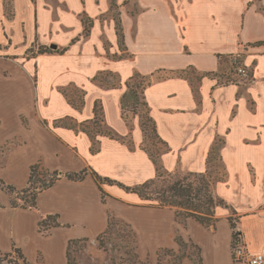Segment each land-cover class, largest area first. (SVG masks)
<instances>
[{
	"label": "crops",
	"instance_id": "obj_1",
	"mask_svg": "<svg viewBox=\"0 0 264 264\" xmlns=\"http://www.w3.org/2000/svg\"><path fill=\"white\" fill-rule=\"evenodd\" d=\"M58 11L64 12V20L86 14L93 20L90 32L84 35V27L76 30L59 23ZM63 28L69 33L59 40ZM260 41L264 0H0V147L8 145L0 154V177L23 187L29 167L41 162L60 172L87 168L128 187L154 178L156 167L140 146L143 137L136 118L128 125L122 117V100L125 105L126 99L135 101L126 85L131 79L178 72L152 80L141 96L166 148L158 161L169 172H203L217 146L226 176L212 190L241 215L247 247L251 254L259 253L260 248L252 251L243 221L259 213L264 201L258 208L241 209L228 191L237 171L240 189L257 194L264 172V44H256ZM52 44L58 45L65 64L41 68L40 60L48 52L38 48ZM119 44L126 56L115 58L121 53ZM233 58L247 68L249 79L219 84L220 76L210 75L229 74ZM188 71L199 76L192 80ZM100 72L115 76L117 85H98L93 78ZM72 83L84 90L78 119L56 91ZM95 102L101 105L102 127L121 139L128 136V142L97 133L98 150L91 152L90 134L74 124L93 119ZM69 116L74 117V127L56 124L59 117ZM138 198L142 200L116 184L98 186L90 174L80 181L60 178L38 193L35 208L12 206L2 195L0 251L18 248L31 264H67L68 243L104 232L113 215L129 224L140 253L175 248L177 232L200 247L203 264H231L232 229L224 207L216 208L215 228H208L193 218L180 224L169 207L137 206ZM54 214L60 225L42 234L40 220ZM220 224L229 229L226 238ZM181 264L192 262L186 258Z\"/></svg>",
	"mask_w": 264,
	"mask_h": 264
},
{
	"label": "rangeland",
	"instance_id": "obj_2",
	"mask_svg": "<svg viewBox=\"0 0 264 264\" xmlns=\"http://www.w3.org/2000/svg\"><path fill=\"white\" fill-rule=\"evenodd\" d=\"M112 15L115 19H117V12H113ZM57 20L59 23H67V26L72 27L73 29L77 28H83L84 26L88 25L89 23L93 21L91 18L87 17L86 14L80 13L79 16L74 17L72 20H64V12L61 13L58 11V17ZM61 35L58 36L59 40H62L64 36H66L69 31L63 28V31H61ZM81 33V32H80ZM80 36V35H79ZM81 38V36H80ZM120 51L118 55H114L115 58L118 57H125L126 52H124V46L122 44H119ZM82 47V46H81ZM38 46L31 47L29 50V54L33 53V51H36ZM39 47L38 49H40ZM51 49L53 55H48L51 52L46 50V53L48 54L45 56L46 58L40 60V66L41 68L47 67L48 65H53L56 68L63 67L65 64L64 56H62L61 53H59L60 49L58 48V45L52 44L48 47ZM83 48L80 50V53H82ZM54 51V52H53ZM242 64L238 62L237 58H233V67H231V70L229 71V74L222 75L219 73L212 74L210 76H220L218 78L219 84H228L235 81H240L241 79H249L250 73L248 74L247 78L240 77L236 73V68L238 66H241ZM244 66V65H242ZM245 67V66H244ZM37 71V69H34ZM157 77L160 76H168L169 72H160L155 74ZM187 76H189L192 80H195L196 76H199L197 73L194 74L193 71H188ZM94 81L104 87H110L117 85V79L115 76H112L110 73H104L100 72L95 75L93 78ZM139 83H142L140 79H137ZM141 87V86H140ZM140 87L138 88V91L140 90ZM126 89V88H125ZM128 90V89H127ZM56 91L61 94L65 99L66 103L73 107L76 112H74L76 115V119L79 117L81 118L80 114L82 112V103L84 101V90L74 83L69 84L67 86H60L57 87ZM130 91V90H128ZM57 96H59L57 94ZM138 99V108L136 115L132 112V104L133 102L129 99H126V106H127V112L126 113V122L128 125L132 121V118H136V124L137 128L141 130L143 141L140 145L143 147L152 157L157 159L158 161V155L160 152L165 150L164 144L161 143V141L157 138L153 131V123L151 122L146 107L143 104V100L141 99V94L138 93L137 96ZM97 110L100 114L101 112V105L99 102H97ZM93 116V115H92ZM74 118V117H73ZM72 117H59L56 119V124L69 126V127H75L77 129H84L86 130L90 136L95 137L97 134V129L99 128L98 125L94 123V120L91 119L90 121H84L79 122L77 124H74ZM42 122V120H41ZM53 122V121H52ZM51 122V123H52ZM50 123V124H51ZM74 124V125H73ZM79 125V126H78ZM105 130L106 128L102 127V124L100 126V129ZM125 142H128V136L123 137ZM93 147H96L95 144H92ZM8 148V145H4L0 147V154L4 152ZM215 158L212 161V168H211V175L215 177H219L223 172V165L222 162L218 160L216 155L213 157ZM187 171H182L180 169H175L173 171H166L164 170V173H170L173 177H175V173H185ZM30 173V167L28 176ZM20 174L18 177H20ZM6 176L11 177L14 176L12 173H7ZM48 176H42L41 180L47 179ZM0 179H2L0 177ZM234 187L233 189H230L228 192L229 196L231 197V200L238 204V207L241 209H255L264 201V172L260 173V190L255 195H249V190H241L240 187L243 185L241 183L240 175L234 173L232 175ZM6 184H10L13 187H15L17 190H21L28 185L27 183L23 187H18L13 185L10 182L5 181L2 179ZM216 181H214L215 183ZM213 183V184H214ZM212 184V185H213ZM244 188V187H243ZM213 192V190H212ZM257 192V191H256ZM215 195V193L213 192ZM5 196L8 199V204H11L12 202L22 204L24 203V200L26 197V194H19L17 191H12L7 189L6 187H3L0 184V197ZM104 196V194H103ZM25 197V198H22ZM28 199V197H27ZM138 204L137 206H148V207H154L151 206L153 203H156L154 200H140L137 199ZM233 206L234 204L229 201ZM159 208V207H158ZM170 208V207H169ZM175 210V208H172ZM227 211L229 214L230 211L228 209L223 208ZM259 213L255 214H249L244 217L243 221V228L247 232L249 241H251V249L252 251H257L258 248H260V253L264 254V208L260 206V209L258 210ZM257 211V212H258ZM176 219V218H175ZM177 221L180 224H184L185 219L183 217H180L177 219ZM236 236L234 239L231 238L230 241V262L231 264H241L240 261H237L235 259V252L234 248L239 247L240 245L246 246V249L248 253H250L247 244L244 240V235L242 232V228L240 225V222L236 224ZM209 228V227H208ZM213 228V227H210ZM42 229H45L42 227ZM223 236H225L229 231V229L225 226V224H220V230H219ZM180 236L179 233H175V239L177 236ZM182 237V236H181ZM224 239V237H223ZM183 241V242H182ZM182 241L179 242L180 244L176 243L175 248H163L159 249L154 253L150 252H138V246L136 242V236L133 232V230L130 228L129 224L127 222H124L123 220L116 218L113 215H109V224L106 228V230L94 237L91 238H83V239H77L70 241L72 243H68L67 249H66V262L67 264H174L180 258L181 256L185 255L184 259L188 258L191 260L192 264H203V257L201 253L200 247L192 242L189 239L183 238ZM223 242L226 245V241L223 240ZM223 243V244H224ZM169 249H172L169 250ZM251 254V253H250ZM183 259V260H184ZM182 260V261H183ZM182 263V262H181ZM180 263V264H181ZM0 264H24L23 263V257L20 252L10 251V252H1L0 251ZM27 264H31L30 261L27 262Z\"/></svg>",
	"mask_w": 264,
	"mask_h": 264
},
{
	"label": "trees",
	"instance_id": "obj_3",
	"mask_svg": "<svg viewBox=\"0 0 264 264\" xmlns=\"http://www.w3.org/2000/svg\"><path fill=\"white\" fill-rule=\"evenodd\" d=\"M5 6L7 8L6 4ZM90 28H91L90 23L84 26L83 34L87 35L90 32ZM119 35L121 36V33H119ZM256 44H264V41H260ZM46 50L51 51V49L49 48L42 47L39 49V52H44ZM160 72L161 71H158L157 73ZM157 73H154L149 77L141 78L140 80L142 81V83H139V81H137V78H133L126 83L127 87L132 91L135 97V101L131 106L132 112L134 113L137 112L138 103H139L137 99L138 93H140L142 96L143 89L147 85H149L150 82H152V80L180 75V73L178 72L170 71L168 76L157 77L155 75ZM139 87L140 90L138 91ZM143 104L146 107V109H148L147 104L144 101ZM121 108H122V117L125 119L126 118L125 112L129 110H127V106L125 105V102L123 100H122ZM93 114H94L93 117L94 123L99 126V128L97 129V133L99 135L124 142V139H121L120 137L116 136L112 131L108 129L105 130H102V128L100 129L102 122V109L99 114L97 110V102L94 103ZM151 122L153 123L152 120ZM83 131L87 132L86 130ZM153 131L156 135L155 126H153ZM90 137L92 138V144H95L96 139L93 136ZM142 149L144 148L142 147ZM97 150H98L97 147H93V146L91 147L92 153L96 152ZM215 155L220 161V158L218 156L217 146L212 148L206 159L205 171L175 173V177H173L170 173L167 174L164 173V169L160 165L159 161H157V159H155L150 155L156 167L155 177L141 184L135 185L133 187L125 186L124 184L118 181L106 177H101L95 171L89 170L87 168L82 169L78 172H60L58 170H50L44 167L41 162H37L30 166V173L28 176L27 187L21 190H17L12 185L6 184L2 179H0V184L9 190L15 192L17 191L19 194H23V195L26 194L25 196L26 198L22 197L25 198L23 199L24 203L18 204L12 202L11 203L12 206H20L23 208H35L37 206L36 202H37L38 193H40L44 189L51 187L60 178L65 177L69 180L80 181L84 179V177L87 174H90L93 177L94 181L98 184V186H100V184L102 183L116 184L117 186L123 188L126 191H131L136 193L141 199L156 201V203H153L151 206L159 207V208H163V207L175 208L174 211H175L176 221L180 217H183L184 219L193 218L205 227L215 228L217 221V217L215 216L216 208L217 207L227 208L230 211V214L227 216V220L232 229V239H234L237 234V232L235 231L237 226L236 224L240 222L241 215H239L236 212V210L232 206H230L223 198L214 195L212 192V184L214 183V181L224 180L226 176L225 171L216 179L211 175L212 161L215 159L213 158ZM42 176H46V177L48 176V178L41 180ZM57 219H58L57 214L47 215L42 220H40L38 224L39 231L42 234L47 235L53 227L60 225ZM42 227H44L45 229H42ZM71 241L73 242V240ZM175 241L177 244H180L179 242L182 241V237L178 235ZM169 250L172 251V249ZM13 251L20 252L22 254L21 250L18 248H15ZM22 257H23V263L27 264V260L23 256V254ZM184 257L185 255L178 258V260L174 262V264H180L184 259Z\"/></svg>",
	"mask_w": 264,
	"mask_h": 264
},
{
	"label": "built area",
	"instance_id": "obj_4",
	"mask_svg": "<svg viewBox=\"0 0 264 264\" xmlns=\"http://www.w3.org/2000/svg\"><path fill=\"white\" fill-rule=\"evenodd\" d=\"M236 73L243 78L248 77V70L244 66H238L236 68ZM235 252V259L237 261H240L241 264H264V254L263 253H255V254H250L248 253L246 246L240 245L237 248H234Z\"/></svg>",
	"mask_w": 264,
	"mask_h": 264
}]
</instances>
